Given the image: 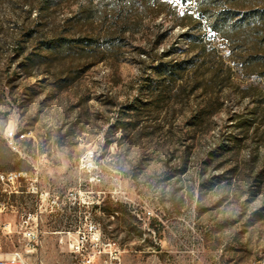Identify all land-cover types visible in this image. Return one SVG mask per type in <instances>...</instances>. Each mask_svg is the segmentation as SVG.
<instances>
[{"label": "rangeland", "instance_id": "374dc122", "mask_svg": "<svg viewBox=\"0 0 264 264\" xmlns=\"http://www.w3.org/2000/svg\"><path fill=\"white\" fill-rule=\"evenodd\" d=\"M77 1L0 0V173L20 175L0 185V259L30 217L32 263L80 264L68 240L91 251L93 224L96 264H264V0L222 6L249 17L226 37L204 0H156L112 49L39 50L86 35Z\"/></svg>", "mask_w": 264, "mask_h": 264}, {"label": "trees", "instance_id": "16d2710c", "mask_svg": "<svg viewBox=\"0 0 264 264\" xmlns=\"http://www.w3.org/2000/svg\"><path fill=\"white\" fill-rule=\"evenodd\" d=\"M63 1V0H62ZM65 1V0H64ZM200 4L201 0H195ZM242 0H204L203 7L198 9V15L207 21H209V29L213 33L228 36L229 33H236L243 27L241 23L249 17L240 16L239 11H231L221 8L227 6L233 2H240ZM51 3H47L48 6H56L59 0H50ZM95 0H78L76 3V10L72 13L68 22H71L73 26L82 27L88 30L86 35L78 39H59L52 43H47L39 48V50H45L52 53H80V54H96L98 52H104L106 48L112 49L115 46V35L123 37L133 31L140 22V13L147 8L150 3L156 2V0H109L105 5V9H102V1L96 2ZM218 2L223 3L220 5ZM258 13V12H257ZM244 16V15H243ZM258 16V15H257ZM263 17V14L258 16ZM181 23L187 30H192L194 27L190 23L192 20L198 22L197 30L201 28L199 20L194 19L193 15L185 17ZM99 23L95 27L96 23ZM191 42L198 41L203 50H206V44L204 36H199L195 39V36H189ZM99 54V53H98ZM190 61L170 64H161L158 68H155L158 75H167L169 77L181 76L185 71L192 69ZM264 78V75H263ZM164 82V81H162ZM163 83L156 82L154 89L162 86ZM132 111H138L139 107L131 104Z\"/></svg>", "mask_w": 264, "mask_h": 264}, {"label": "built area", "instance_id": "2783aa9c", "mask_svg": "<svg viewBox=\"0 0 264 264\" xmlns=\"http://www.w3.org/2000/svg\"><path fill=\"white\" fill-rule=\"evenodd\" d=\"M19 174L17 173H0V185H14L18 179ZM3 192H8L6 188H3ZM13 210V206L8 201L0 200V213H8ZM29 220L24 221L22 224L23 237L26 240L24 244L25 250L17 249L10 253L5 254L4 258L0 259V264H42L40 260L37 262H30L26 256L29 252H35L37 250V236L35 231L29 226ZM6 225L3 230L6 229ZM90 232L92 233L91 242L92 249L91 251L87 248V239L84 237L81 238L78 242H71L68 240V246L71 252L81 257L80 264H96L97 260L102 256L103 251L101 249L102 239L101 233L98 231L97 225H90ZM61 243L63 240L60 241ZM2 250V240L0 238V251ZM115 260V258L113 259ZM112 264V262H111Z\"/></svg>", "mask_w": 264, "mask_h": 264}, {"label": "snow or ice", "instance_id": "6c2138e0", "mask_svg": "<svg viewBox=\"0 0 264 264\" xmlns=\"http://www.w3.org/2000/svg\"><path fill=\"white\" fill-rule=\"evenodd\" d=\"M174 2L179 3L180 0H174ZM187 2H188V3H191V0H187ZM181 15H183V13H181Z\"/></svg>", "mask_w": 264, "mask_h": 264}]
</instances>
